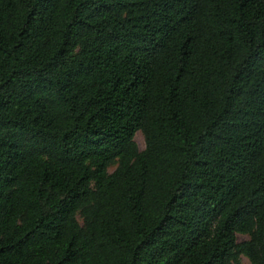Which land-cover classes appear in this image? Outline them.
I'll use <instances>...</instances> for the list:
<instances>
[{
    "label": "trees",
    "instance_id": "obj_1",
    "mask_svg": "<svg viewBox=\"0 0 264 264\" xmlns=\"http://www.w3.org/2000/svg\"><path fill=\"white\" fill-rule=\"evenodd\" d=\"M243 256L264 264V0H0V264Z\"/></svg>",
    "mask_w": 264,
    "mask_h": 264
},
{
    "label": "rangeland",
    "instance_id": "obj_2",
    "mask_svg": "<svg viewBox=\"0 0 264 264\" xmlns=\"http://www.w3.org/2000/svg\"><path fill=\"white\" fill-rule=\"evenodd\" d=\"M135 140H136V142L138 143L140 149L143 150V149L145 148V145H146V144H145V138H144V135H143V133H142L141 131H138V132L136 133ZM114 168H115L114 166L110 167V171H113ZM80 220H81V219H80ZM81 221H82V220H81ZM237 237H238V240H239V241H243V240H246V239L249 238L248 235H246V234H242V233H238V234H237ZM242 260H243V262H244L245 264H250V261H249V259H248L247 257L243 256V257H242Z\"/></svg>",
    "mask_w": 264,
    "mask_h": 264
}]
</instances>
